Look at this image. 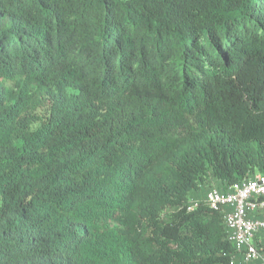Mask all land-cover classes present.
Instances as JSON below:
<instances>
[{
  "label": "trees",
  "instance_id": "16d2710c",
  "mask_svg": "<svg viewBox=\"0 0 264 264\" xmlns=\"http://www.w3.org/2000/svg\"><path fill=\"white\" fill-rule=\"evenodd\" d=\"M256 171L264 0H0V264H231Z\"/></svg>",
  "mask_w": 264,
  "mask_h": 264
},
{
  "label": "built area",
  "instance_id": "2783aa9c",
  "mask_svg": "<svg viewBox=\"0 0 264 264\" xmlns=\"http://www.w3.org/2000/svg\"><path fill=\"white\" fill-rule=\"evenodd\" d=\"M215 184L204 185L202 198L190 197L188 209L203 202L220 212L233 247L231 264H264V172H252L231 186Z\"/></svg>",
  "mask_w": 264,
  "mask_h": 264
},
{
  "label": "rangeland",
  "instance_id": "374dc122",
  "mask_svg": "<svg viewBox=\"0 0 264 264\" xmlns=\"http://www.w3.org/2000/svg\"><path fill=\"white\" fill-rule=\"evenodd\" d=\"M198 189H199V188H198ZM205 189H206V188H205V186H204V187L201 189V193H200V195L197 194V199L202 198V196L204 195V191H205ZM199 190H200V189H199ZM190 197H192V199H195V198L193 197V194H192V196H190ZM190 197H189V199H188V202H190V199H191ZM172 210H173V208L168 207V208L165 209L164 212H165V214H166V213H168V212H170V211H172ZM165 214H164V215H165Z\"/></svg>",
  "mask_w": 264,
  "mask_h": 264
},
{
  "label": "crops",
  "instance_id": "0c3cea01",
  "mask_svg": "<svg viewBox=\"0 0 264 264\" xmlns=\"http://www.w3.org/2000/svg\"><path fill=\"white\" fill-rule=\"evenodd\" d=\"M214 183H216L215 185L218 184L217 182H214ZM214 183H213V184H214ZM200 193H201V190H195V191H193V192L190 193V194H191V196H192V194H193V197H194V198H197V194L200 195Z\"/></svg>",
  "mask_w": 264,
  "mask_h": 264
}]
</instances>
